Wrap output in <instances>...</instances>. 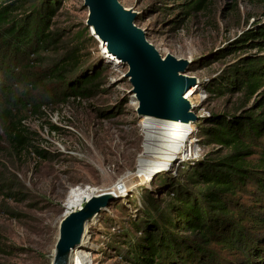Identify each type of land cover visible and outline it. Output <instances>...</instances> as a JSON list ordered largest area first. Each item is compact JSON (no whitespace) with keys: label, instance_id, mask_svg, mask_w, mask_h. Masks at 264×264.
I'll return each instance as SVG.
<instances>
[{"label":"rangeland","instance_id":"374dc122","mask_svg":"<svg viewBox=\"0 0 264 264\" xmlns=\"http://www.w3.org/2000/svg\"><path fill=\"white\" fill-rule=\"evenodd\" d=\"M187 1L118 0L138 12L135 23L154 48L161 55L188 58L185 73L197 79L189 98L196 115L192 123L195 133L185 142L190 144L191 155L186 156L184 145L164 169L129 183L126 178L138 173V164L154 154L144 153L142 119L135 114L130 84L122 76L126 67L110 59L85 26L82 0H58L51 29L63 34L65 45L81 46L86 59L83 70L95 68L100 72L98 89L85 98H62L57 95L55 82L48 80L36 88L24 89L29 103L21 113V122L30 131V143L43 150L44 157L34 153L32 147L13 155L0 142V173L4 183L12 185L7 196L0 193V264H50L69 193L89 187L95 193L107 189L112 197L87 222L84 242L78 243L83 251L80 263L126 264L116 255L113 244L118 241L112 233L123 238L128 220L143 215L145 195L163 203L171 177L177 178L179 172L183 177L187 167H182V162L219 150L217 145L199 139L202 118L208 112L235 111L242 99L235 92L207 91L208 78L241 53L238 49L222 54L218 49L249 25L264 21V4L260 0H206L202 7L186 9ZM40 55L44 56L40 68H49L55 58L53 51ZM22 89L17 87L18 91ZM254 98L255 94L247 105ZM32 103L39 109L33 112ZM224 152L221 149L218 153ZM121 179L125 187L122 191L115 188L116 193L110 188Z\"/></svg>","mask_w":264,"mask_h":264},{"label":"trees","instance_id":"16d2710c","mask_svg":"<svg viewBox=\"0 0 264 264\" xmlns=\"http://www.w3.org/2000/svg\"><path fill=\"white\" fill-rule=\"evenodd\" d=\"M205 1L189 0L185 8L202 7ZM57 9L58 0H0V142L13 155L32 147L44 157L21 122L29 103L25 88L54 81L62 98H85L98 89L100 72L83 70L81 46L65 45L63 34L51 29ZM238 49L234 60L208 78L207 91L235 92L242 99L235 111L202 118L199 139L219 150L182 162L187 167L183 177L180 172L171 177L163 203L145 195L143 215L128 218L123 238L112 233L116 255L126 264H264V21L218 50ZM50 50L54 60L40 68V53ZM30 105L33 112L39 109ZM189 132L194 135L193 126ZM3 178L0 173V193L7 196L12 185Z\"/></svg>","mask_w":264,"mask_h":264},{"label":"water","instance_id":"95a60500","mask_svg":"<svg viewBox=\"0 0 264 264\" xmlns=\"http://www.w3.org/2000/svg\"><path fill=\"white\" fill-rule=\"evenodd\" d=\"M86 8L85 26L103 44L104 51L126 70L137 117L193 123L194 106L184 97L197 83L187 75L190 60L170 53L161 55L136 25L137 11L118 0H82ZM112 197L109 191L92 193L76 209L64 210L58 222V235L50 264H68L71 250L80 242L84 223L98 213Z\"/></svg>","mask_w":264,"mask_h":264},{"label":"bare ground","instance_id":"6f19581e","mask_svg":"<svg viewBox=\"0 0 264 264\" xmlns=\"http://www.w3.org/2000/svg\"><path fill=\"white\" fill-rule=\"evenodd\" d=\"M101 46L103 47V44ZM107 55L110 57V59L114 58L113 55L111 54H107ZM117 61L118 60H116V62ZM193 92H194V87L190 86L186 90L183 96L189 100ZM189 101L192 100L190 99ZM139 118L142 119V128L146 135L145 149L147 151L144 153L146 155L147 153L152 155L154 154V156H152V159H147L145 160L146 162L143 161L138 164V168H139V170L137 171L138 173L133 175L135 178H133V176L132 178H128V177L126 178L129 179L128 180L129 183L130 181L133 182V179L134 180L147 179V176L152 175L153 173L157 171L159 172L160 170L164 169L168 161L172 159L176 155V153L178 154V152H182L181 148L179 147L182 142L181 139L183 138L184 134L188 133L192 129L191 123L187 125L186 123H181L178 121H162L147 116L146 117L141 116ZM191 152L192 151L190 147L189 156L191 155ZM123 187H125V183L123 179H121L119 182L116 183V186L114 188H110V189L111 190L113 189L117 193L115 188H117L118 191H122ZM92 193H95V190L91 187L87 188L86 190L83 189L72 190L67 197L65 203V209L66 210H70L73 208L76 209L78 206L82 204L84 198ZM90 220H92V218ZM87 225H88L87 222H85L79 244H82L84 242L83 236H84V232L86 231ZM78 245L71 250L68 264H81L80 262L83 259L82 256L83 251L79 249Z\"/></svg>","mask_w":264,"mask_h":264},{"label":"built area","instance_id":"2783aa9c","mask_svg":"<svg viewBox=\"0 0 264 264\" xmlns=\"http://www.w3.org/2000/svg\"><path fill=\"white\" fill-rule=\"evenodd\" d=\"M189 137H190L189 132L184 134L183 138L181 139L182 140L181 145L179 146L181 149H183L184 145H185V147H186V149L188 151V154L186 156H188V157H189V154H190V146H189L190 144L186 145L185 142H187L186 140H189Z\"/></svg>","mask_w":264,"mask_h":264}]
</instances>
